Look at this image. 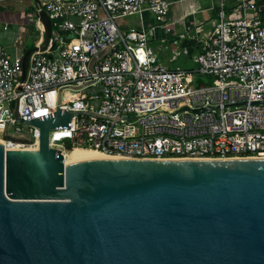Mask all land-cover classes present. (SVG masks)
Returning <instances> with one entry per match:
<instances>
[{
  "label": "built area",
  "instance_id": "built-area-1",
  "mask_svg": "<svg viewBox=\"0 0 264 264\" xmlns=\"http://www.w3.org/2000/svg\"><path fill=\"white\" fill-rule=\"evenodd\" d=\"M30 1L48 15L52 41L30 54L24 80V51L12 55L0 44V140L8 148H31L40 135L15 120L16 101L21 119L57 106L108 117L74 113L69 128L50 130L49 145L63 155L85 147L135 159L264 157L263 2L239 0L242 15L231 19L221 0L210 27L193 23L195 66L181 69L157 60L148 31H122L117 21L148 12L165 24L169 0ZM37 22L33 47L44 35Z\"/></svg>",
  "mask_w": 264,
  "mask_h": 264
},
{
  "label": "water",
  "instance_id": "water-1",
  "mask_svg": "<svg viewBox=\"0 0 264 264\" xmlns=\"http://www.w3.org/2000/svg\"><path fill=\"white\" fill-rule=\"evenodd\" d=\"M37 17L43 40L24 52L22 80L52 41ZM74 113L90 112L27 120L14 102L40 135L36 149L0 142V264H264V157L65 162L49 131Z\"/></svg>",
  "mask_w": 264,
  "mask_h": 264
},
{
  "label": "crops",
  "instance_id": "crops-1",
  "mask_svg": "<svg viewBox=\"0 0 264 264\" xmlns=\"http://www.w3.org/2000/svg\"><path fill=\"white\" fill-rule=\"evenodd\" d=\"M169 1L171 5L165 24L155 25L152 16L148 12H143L142 17L130 15L127 16L130 18L128 21L121 19L118 25L122 31L131 26L148 31L149 42L154 48L157 60L168 68L191 69L195 66L194 54L197 50L196 36L191 31L192 25L193 23L204 25V30L206 27H210L211 22L215 21L214 17H217L221 9V0ZM238 1L229 0L226 6L225 0H223L226 17L237 19L242 15ZM252 1L256 3L257 0ZM27 24H32L39 34L34 2L31 1L28 7L26 4L20 6L7 2V0H0V44L10 54L13 55L19 50L25 52L27 48L33 47L39 39L38 36L30 47L26 46L24 26ZM3 27L6 28L3 29ZM22 32L24 37L19 41L18 37ZM198 81L200 80L198 79Z\"/></svg>",
  "mask_w": 264,
  "mask_h": 264
},
{
  "label": "rangeland",
  "instance_id": "rangeland-1",
  "mask_svg": "<svg viewBox=\"0 0 264 264\" xmlns=\"http://www.w3.org/2000/svg\"><path fill=\"white\" fill-rule=\"evenodd\" d=\"M227 1H229V0H225V5L226 6H227ZM7 2L14 3L15 5H20V6H24L26 4V6H28V7H29V5L31 3L30 0H7ZM185 10L187 11V9H185ZM129 19H130L129 17L128 18L127 17L126 18L125 17L122 18V20H126V21H128ZM215 19L216 18L214 17V20ZM120 20L121 19L117 20L118 23H120ZM24 30H25V35H26L25 40H24L25 44H26V46L30 47L32 45V43L34 42V40L39 36V34H38V32H36V30H35V28H34V26L32 24H27L26 26H24ZM191 31H193V28H191ZM200 80L204 84L211 82V79L208 76H201ZM197 84H198V82L195 81L194 85H197Z\"/></svg>",
  "mask_w": 264,
  "mask_h": 264
},
{
  "label": "bare ground",
  "instance_id": "bare-ground-1",
  "mask_svg": "<svg viewBox=\"0 0 264 264\" xmlns=\"http://www.w3.org/2000/svg\"><path fill=\"white\" fill-rule=\"evenodd\" d=\"M0 142L2 141L0 140ZM5 145L8 147L7 144ZM36 148L37 145L26 149H36ZM92 157H113V156H109L93 148H85V147H73L72 150H67L64 152L65 162L77 160V159L92 158Z\"/></svg>",
  "mask_w": 264,
  "mask_h": 264
},
{
  "label": "trees",
  "instance_id": "trees-1",
  "mask_svg": "<svg viewBox=\"0 0 264 264\" xmlns=\"http://www.w3.org/2000/svg\"><path fill=\"white\" fill-rule=\"evenodd\" d=\"M261 2H263V1H261V0H257L256 1V3L258 4V3H261ZM29 48H27L26 50H28ZM69 147V146H68ZM70 150H72V149H70Z\"/></svg>",
  "mask_w": 264,
  "mask_h": 264
}]
</instances>
